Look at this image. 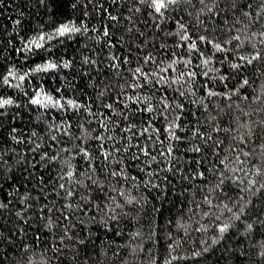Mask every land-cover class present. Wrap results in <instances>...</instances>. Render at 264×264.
<instances>
[{
	"label": "trees",
	"instance_id": "16d2710c",
	"mask_svg": "<svg viewBox=\"0 0 264 264\" xmlns=\"http://www.w3.org/2000/svg\"><path fill=\"white\" fill-rule=\"evenodd\" d=\"M5 100L0 264H264V0H0Z\"/></svg>",
	"mask_w": 264,
	"mask_h": 264
},
{
	"label": "snow or ice",
	"instance_id": "6c2138e0",
	"mask_svg": "<svg viewBox=\"0 0 264 264\" xmlns=\"http://www.w3.org/2000/svg\"><path fill=\"white\" fill-rule=\"evenodd\" d=\"M168 2L174 3L175 0H167V2H166V0H152V6L155 8V11L159 13V12H161L162 9H164V8L167 7V3ZM79 31H80V29L77 28V27H75L74 25H71L70 26V25L65 24V25H62L61 27H59L57 29V33L56 34L58 36L68 35L70 37L72 33L79 32ZM48 39H51V36H49ZM44 40H45V37L43 35H41V36H39L38 40L31 41V44L34 45L36 48H40V47L43 46L41 42L44 41ZM250 62L251 61H249V63ZM205 63H207V62H205ZM65 66H67V65H65ZM47 67L48 68H55L56 65L55 64H49V65H47ZM137 71L139 72L140 70L137 69ZM190 75H194V74H190ZM21 79H23V77H21ZM48 99L51 100V98H48ZM11 103H12L11 100H5L2 103H0V107H2L5 104H11ZM32 103H34V104H41L42 101L39 98H36V99H34L32 101ZM69 103H71V102H69ZM148 110L151 111V108H149ZM225 230H226V228L220 229L221 232H223Z\"/></svg>",
	"mask_w": 264,
	"mask_h": 264
}]
</instances>
